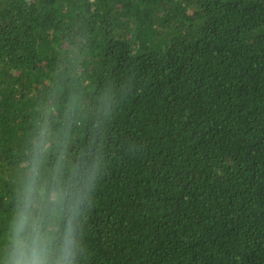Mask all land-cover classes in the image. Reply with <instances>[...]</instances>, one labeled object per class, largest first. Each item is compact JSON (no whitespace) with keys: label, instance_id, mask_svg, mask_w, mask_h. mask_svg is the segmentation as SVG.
<instances>
[{"label":"trees","instance_id":"obj_1","mask_svg":"<svg viewBox=\"0 0 264 264\" xmlns=\"http://www.w3.org/2000/svg\"><path fill=\"white\" fill-rule=\"evenodd\" d=\"M50 103L75 264H264V0H0V234Z\"/></svg>","mask_w":264,"mask_h":264},{"label":"clouds","instance_id":"obj_2","mask_svg":"<svg viewBox=\"0 0 264 264\" xmlns=\"http://www.w3.org/2000/svg\"><path fill=\"white\" fill-rule=\"evenodd\" d=\"M78 99L73 97L65 112L66 138L76 115ZM103 106L101 111H105ZM57 114L54 103L46 106L42 123L32 140L24 180L15 196L0 234V264H75L78 250V221L85 200L86 182L94 179L84 160L66 170L67 149L53 133L51 118ZM54 162L49 165V162Z\"/></svg>","mask_w":264,"mask_h":264}]
</instances>
